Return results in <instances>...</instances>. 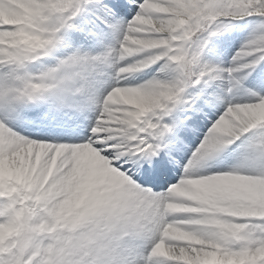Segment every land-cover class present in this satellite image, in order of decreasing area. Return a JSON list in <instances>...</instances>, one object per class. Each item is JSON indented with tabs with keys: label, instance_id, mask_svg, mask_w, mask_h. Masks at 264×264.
<instances>
[{
	"label": "rangeland",
	"instance_id": "374dc122",
	"mask_svg": "<svg viewBox=\"0 0 264 264\" xmlns=\"http://www.w3.org/2000/svg\"><path fill=\"white\" fill-rule=\"evenodd\" d=\"M69 1L73 2L67 0L61 5L59 0H51V3L47 0L40 3L39 0V7L46 9L47 14L43 17L39 10L35 26L42 27L44 35L47 31L55 30L57 27L50 23V15L68 5ZM159 1L147 0L141 5L142 10L131 22L129 31L125 30L124 37L119 38L121 24L115 25L118 26L115 28L118 29L117 34L111 32L113 39L103 44L104 56L109 52L119 54V51L131 54L133 59L128 64L137 68L157 57L171 56L179 46L175 58L165 64L166 73H169L171 65L175 66L177 55L185 48V42H181L207 15L227 17L233 14L234 9L244 13L264 10V0H233L232 4L230 0ZM129 2L132 5L137 0ZM26 3L24 7L32 13L31 7L34 6ZM53 3L57 4L56 9L50 5ZM172 14L180 17L176 31L180 33L178 39L183 36V40L168 47L157 30L156 20ZM26 17L21 15L23 20ZM249 21L247 26L235 32L225 26L217 29L216 35L226 30L231 34L224 40L212 42L210 50L206 51L208 55L205 61L203 52L211 40L208 39L205 45L200 43V48L204 50H198L202 68V73H199L204 80L202 82H205L199 94L205 95L204 99L208 100L216 116L225 114L229 124L227 130L231 129L232 134L237 135L244 131L241 127L245 120L256 123L257 120L252 117L264 114V66L258 70L255 66L262 63H258V58L264 52V21ZM240 31L244 35H238ZM255 33L256 36L253 35ZM38 37L33 39L40 43L42 40ZM156 45L161 48L155 54L139 55V49L143 46ZM70 47L77 46L73 43ZM92 49L97 51L99 48ZM84 76L88 78L85 73ZM167 82L170 83V90L163 85ZM175 82V75L161 78L158 82L129 92L130 99L140 107L153 109L159 100L164 98L166 101L171 97ZM177 93H182L181 86ZM6 130L0 132V264H23L22 254L17 249L21 228L20 212L10 198L13 195H17L22 206L31 212L33 220L39 222L40 232L45 235L39 243L29 245L26 264H110L107 260L111 258L110 251L116 247V243H121L117 241V234L128 233L127 239L130 234H136L138 227L149 233L148 244L155 240L153 233L158 232L165 221L162 199L142 197L134 193L132 187H122L112 192L108 185L96 190L95 195L89 190L87 198L85 192L89 187L80 186L87 172L84 175L64 174L58 183L51 181L48 184L43 174L45 169L34 160L30 161L31 156L12 157L10 141L17 139V136L9 132V128ZM251 136L255 140L253 144L246 141L229 153H220V148L214 149L212 146L203 147L188 162L187 175L192 181L194 194L197 193L194 207L205 212L203 217L198 218L203 224L196 223L195 235L178 236L180 241L187 239V242H182L186 246L166 244L161 255L157 256L158 263L165 264L169 261L164 258L167 257L187 264H264V126ZM176 152L180 158L185 155L184 148ZM215 167L218 175L226 174L229 178L203 185L209 171ZM66 168L69 170V167ZM111 177L119 178L116 172H112ZM238 207L246 213V220L255 225H240L245 220H237L235 208ZM137 213L142 215L139 223L136 222ZM94 238L102 242L103 247L98 256L95 252L92 260L88 250ZM146 245L139 244L130 249L128 242L119 247L118 264H135V261L129 263L134 257L135 260H142ZM129 249L132 251L130 259L122 262L124 253Z\"/></svg>",
	"mask_w": 264,
	"mask_h": 264
},
{
	"label": "bare ground",
	"instance_id": "6f19581e",
	"mask_svg": "<svg viewBox=\"0 0 264 264\" xmlns=\"http://www.w3.org/2000/svg\"><path fill=\"white\" fill-rule=\"evenodd\" d=\"M3 13L9 14V8L5 6L3 8ZM228 126H229V124L227 122V118L225 117L224 114H222L219 117V119L217 121L213 122L212 126H210L208 128V130L206 131V138L201 143L202 144H211L213 146H218V144H217L218 142H211V141H207V140H210V139L212 140L211 137H213V136L216 139H218V141L222 140L225 136H227L229 134V131L227 129H225ZM134 139H136V136H134ZM139 141L142 142L143 140L140 138ZM238 143L235 146H237ZM12 145H13V148H14L15 152H21V149L25 148L24 151L26 153V156H28L29 154H31V155L36 154L37 150L42 151L44 148H47V146H48L47 142H44V141H37V142L36 141H33V142L29 141V143H26V144H21V143H19L17 141H14L12 143ZM27 145L30 146L29 149L27 148ZM56 145L61 146L59 144H56ZM53 150H55L58 154H60L61 157H65L69 153V149H63V147L61 149L53 148ZM70 160H71L72 163H77V162L79 163L80 162L78 164L80 166L81 164H87L90 159L87 158V155L84 154L82 151L75 150L73 152H70ZM62 163H64V161H62ZM90 164H88V166H90ZM133 165H136V163H133ZM86 171H88L90 173L93 172L89 168L86 169ZM93 179L96 180V177H94ZM217 181H220V176L215 178L213 182H217ZM180 183L181 182H177L178 185ZM91 188H94V185H91ZM190 235H195V231L193 229L190 230ZM158 248H159V246H157L155 249H158ZM141 264H150V263H141ZM167 264H170V263H167Z\"/></svg>",
	"mask_w": 264,
	"mask_h": 264
}]
</instances>
